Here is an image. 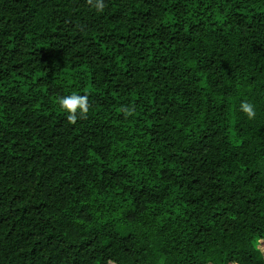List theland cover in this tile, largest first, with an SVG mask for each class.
I'll list each match as a JSON object with an SVG mask.
<instances>
[{
    "label": "trees",
    "instance_id": "obj_1",
    "mask_svg": "<svg viewBox=\"0 0 264 264\" xmlns=\"http://www.w3.org/2000/svg\"><path fill=\"white\" fill-rule=\"evenodd\" d=\"M103 2L0 0V264H264V0Z\"/></svg>",
    "mask_w": 264,
    "mask_h": 264
},
{
    "label": "clouds",
    "instance_id": "obj_2",
    "mask_svg": "<svg viewBox=\"0 0 264 264\" xmlns=\"http://www.w3.org/2000/svg\"><path fill=\"white\" fill-rule=\"evenodd\" d=\"M87 2L98 12L104 10L105 4L103 0H95V3H93V0H87ZM57 102L59 106L68 113L67 120L69 123L74 124L78 118L87 117L90 108L87 95H79L73 92L70 95L58 97ZM241 109L250 119L254 118L256 115L253 105L247 101L241 103ZM124 111L125 115H131L133 110L124 109ZM261 252L264 254V249H261Z\"/></svg>",
    "mask_w": 264,
    "mask_h": 264
}]
</instances>
